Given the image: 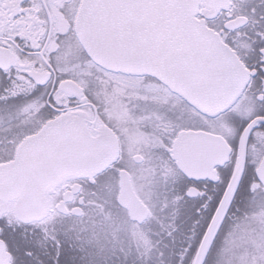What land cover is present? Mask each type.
Masks as SVG:
<instances>
[{
  "label": "snow or ice",
  "instance_id": "1",
  "mask_svg": "<svg viewBox=\"0 0 264 264\" xmlns=\"http://www.w3.org/2000/svg\"><path fill=\"white\" fill-rule=\"evenodd\" d=\"M0 264H264V0H0Z\"/></svg>",
  "mask_w": 264,
  "mask_h": 264
}]
</instances>
